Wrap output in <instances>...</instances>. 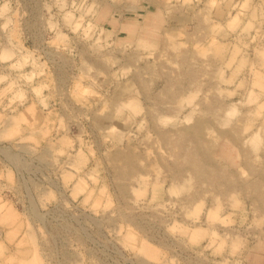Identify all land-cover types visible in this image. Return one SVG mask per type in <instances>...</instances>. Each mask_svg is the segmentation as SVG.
<instances>
[{
	"label": "rangeland",
	"instance_id": "obj_1",
	"mask_svg": "<svg viewBox=\"0 0 264 264\" xmlns=\"http://www.w3.org/2000/svg\"><path fill=\"white\" fill-rule=\"evenodd\" d=\"M157 1L0 0V264H264V0Z\"/></svg>",
	"mask_w": 264,
	"mask_h": 264
},
{
	"label": "crops",
	"instance_id": "obj_2",
	"mask_svg": "<svg viewBox=\"0 0 264 264\" xmlns=\"http://www.w3.org/2000/svg\"><path fill=\"white\" fill-rule=\"evenodd\" d=\"M137 1H139V5H138V6H140L141 4L145 3V4H143L142 6H146V7H148L149 9H150V8H154V6H156V4L158 3L157 0H137ZM142 2H143V3H142ZM138 9H141V8H138ZM138 15H139V14H138Z\"/></svg>",
	"mask_w": 264,
	"mask_h": 264
}]
</instances>
